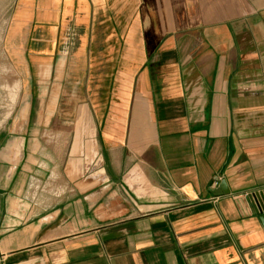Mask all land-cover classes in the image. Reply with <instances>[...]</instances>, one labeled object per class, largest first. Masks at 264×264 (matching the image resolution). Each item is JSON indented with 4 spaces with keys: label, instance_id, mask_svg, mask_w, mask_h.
<instances>
[{
    "label": "crops",
    "instance_id": "crops-1",
    "mask_svg": "<svg viewBox=\"0 0 264 264\" xmlns=\"http://www.w3.org/2000/svg\"><path fill=\"white\" fill-rule=\"evenodd\" d=\"M9 31L0 264H264V0H21Z\"/></svg>",
    "mask_w": 264,
    "mask_h": 264
},
{
    "label": "rangeland",
    "instance_id": "rangeland-1",
    "mask_svg": "<svg viewBox=\"0 0 264 264\" xmlns=\"http://www.w3.org/2000/svg\"><path fill=\"white\" fill-rule=\"evenodd\" d=\"M21 0H0V94L2 89L7 88V83H15L17 86L22 84V81L17 80L16 75L14 78L8 79L10 75V65H8V59L5 54V41L8 38V33L11 34L9 28L15 21L16 9ZM15 86V87H16ZM17 88V87H16ZM1 99V96H0Z\"/></svg>",
    "mask_w": 264,
    "mask_h": 264
},
{
    "label": "built area",
    "instance_id": "built-area-1",
    "mask_svg": "<svg viewBox=\"0 0 264 264\" xmlns=\"http://www.w3.org/2000/svg\"><path fill=\"white\" fill-rule=\"evenodd\" d=\"M256 201L260 207V210H264V193H258V195H256Z\"/></svg>",
    "mask_w": 264,
    "mask_h": 264
},
{
    "label": "water",
    "instance_id": "water-1",
    "mask_svg": "<svg viewBox=\"0 0 264 264\" xmlns=\"http://www.w3.org/2000/svg\"><path fill=\"white\" fill-rule=\"evenodd\" d=\"M221 188V192L219 194H222L225 190L222 188V186H220Z\"/></svg>",
    "mask_w": 264,
    "mask_h": 264
}]
</instances>
